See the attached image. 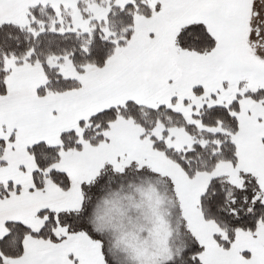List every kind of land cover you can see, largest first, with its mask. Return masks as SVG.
<instances>
[{
	"label": "snow or ice",
	"instance_id": "6c2138e0",
	"mask_svg": "<svg viewBox=\"0 0 264 264\" xmlns=\"http://www.w3.org/2000/svg\"><path fill=\"white\" fill-rule=\"evenodd\" d=\"M0 264H264V0H0Z\"/></svg>",
	"mask_w": 264,
	"mask_h": 264
}]
</instances>
